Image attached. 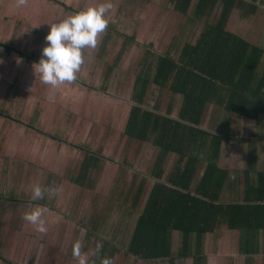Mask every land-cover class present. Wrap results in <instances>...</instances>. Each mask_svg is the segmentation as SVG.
<instances>
[{
  "label": "rangeland",
  "instance_id": "374dc122",
  "mask_svg": "<svg viewBox=\"0 0 264 264\" xmlns=\"http://www.w3.org/2000/svg\"><path fill=\"white\" fill-rule=\"evenodd\" d=\"M148 1L155 5L161 3L157 0H111L113 7L108 12L109 23L105 30L98 34L96 46L83 50V63L74 81H65L53 88L37 77L34 85L38 87V90L35 92L41 93V95L31 96L29 94L27 96L25 87L22 94L20 90L13 91L19 96L21 103L19 104L17 96L16 102H14L16 109L13 112L18 115L19 111L20 113L23 111V123L19 124L20 130L18 126L7 130V132L0 129V149L1 151L5 149L7 158L5 164L2 159V166H0L2 179L0 193L3 195L0 198V241L4 243L0 246L2 251L16 238L18 240V237L24 232L23 239L32 233L35 234L33 238H36V244L32 246L39 248V252L41 249L43 258L44 256L48 257L45 253L46 250L48 251L50 257L47 260L48 264H60L62 259H65L64 254L69 253V249L72 250L73 243L77 240L81 243L84 239L86 250L88 252L93 250L95 253L93 256L88 253L84 254L88 263L96 261L97 264H100L101 258L109 257L113 264H132L129 262L131 256L128 258L125 250H127L129 239L133 235L134 230L132 228L136 216L131 210L132 202L135 199L132 194L133 183L142 178L141 170L147 172L153 167V162H155L160 150L157 147L154 152L149 143L144 142L143 144L139 140L132 141L133 138L126 135L125 129L128 121L125 110L129 106L128 103L132 101L130 96L133 83L138 73H144V69L149 67L147 64L149 63L147 60L150 61L148 47L151 45L155 50L159 51L160 49L151 42H155L156 38L160 36L163 37L165 30L163 22L165 20V8L160 11V15L163 17L161 20L159 11L155 7L149 9V12L147 9L143 11V5ZM262 1L264 0H256L255 3ZM50 2L55 7L53 14L58 17L57 21L54 20L49 24L58 22L59 16L66 17L80 9L104 2V0H54ZM259 10L260 12L255 16L254 22L256 23L249 19V22L240 25L243 29L239 32L246 34L249 39H253L255 34L244 33V28L246 27V31L249 32L251 29L247 27L248 23L253 22L251 25L257 23L259 26L262 25L264 6H261ZM140 13L143 14V17ZM167 13L168 10H166V15ZM175 21L177 22L173 23L171 28L174 26L177 33L184 31L189 35L187 25L190 27L192 25L186 22L187 27L181 29L180 24L184 22L181 23L182 21L177 19ZM231 27L232 25H230ZM48 28L49 26H47ZM232 28L234 29L236 26ZM47 29L42 32V36H46ZM119 32L125 36H120ZM127 35L131 39L134 38V41L126 38ZM180 36L182 35L178 33V37ZM254 39L264 43V38ZM170 41L171 38L165 40V42ZM39 43V46H36L37 52H34L40 59L42 48L47 42L44 43L43 40ZM164 45L167 44L164 43ZM20 46L22 47L23 44ZM34 48L33 50H35ZM123 49L125 53L122 51ZM33 56L35 57V55ZM117 56L119 57L118 66L112 65L111 73L113 74L109 75L110 78H108L106 77L108 68ZM149 91L152 95L149 97L151 101L147 106L154 105L158 95L162 99L166 96V101H169L171 97H176V93L169 88L164 89L156 84H151ZM44 97L47 98L42 100ZM50 99L54 103H48ZM32 102L34 103L32 104ZM114 102H117V107L121 108L116 114L111 112ZM45 104H48V112L56 117L57 124L56 126L53 125L52 129H48L38 120L41 118L38 109H45ZM34 107L36 108L35 114L32 110ZM100 109H103V115ZM216 114L217 119H221L223 127L214 128L213 119L211 122L205 120L206 126L211 129H219L222 132L227 128L232 131L238 130V133L243 135L245 139L252 137L254 134L251 132L255 131V134L260 137L257 143L260 141L262 144L257 153H262L260 156L264 158V117L260 121L251 122L247 128L242 121H252L253 119L240 116L232 111H226L222 107H218ZM30 122L32 127L33 124L43 125L41 132L44 135L43 139H46L47 142L36 141L37 135L34 132V127H30ZM19 131L24 135L23 140H21L23 154L21 156L18 154L14 159L15 153L11 149L14 150L20 145ZM53 135L57 137L55 140H58L59 136L64 137V142L71 146V150L69 146L67 147L70 152L67 149H60L59 152L52 149L47 159L44 160L42 156L38 161L35 160L36 158L30 155L29 148L44 150L45 147H49L48 139L53 138ZM59 140L63 142L62 139ZM231 143L233 144L230 147L232 155H235L236 158L247 157L248 144L246 141L242 145L236 141ZM89 150L92 154L100 155L101 160L100 165L91 175H88L87 183L83 185L80 181L75 182L74 179L76 180L81 175V167ZM66 152L67 154L64 155ZM42 153L43 151H38L36 157H40ZM177 157L178 155L175 154L169 158L172 162L170 169L175 165L174 162ZM51 161L53 165H47V162L51 164ZM127 161L132 164V170L127 169L130 166H126ZM25 178L29 180L28 183ZM16 180L20 181L18 185L14 183ZM37 183L42 187L52 189L59 186V191L46 192L43 199L32 201V187ZM36 203L43 207L42 218L47 226V231L43 233L36 229L31 230L28 227H31V224L23 218L24 212L29 211L32 205ZM95 222L99 224L96 231L91 229L92 227L88 228L90 225L87 224L91 223L95 227ZM178 233L182 234L181 231ZM28 237L26 240H29ZM90 242L91 244H89ZM94 242H96V246L92 245ZM55 248H58L57 252L54 251ZM82 248L84 247L81 246ZM54 252L57 254L56 256H54ZM133 264H143V262L138 260ZM158 264H170V262ZM191 264L193 263L191 262Z\"/></svg>",
  "mask_w": 264,
  "mask_h": 264
},
{
  "label": "trees",
  "instance_id": "16d2710c",
  "mask_svg": "<svg viewBox=\"0 0 264 264\" xmlns=\"http://www.w3.org/2000/svg\"><path fill=\"white\" fill-rule=\"evenodd\" d=\"M174 1L175 9L187 14L194 0ZM255 2L200 0L199 15L206 17L217 8L222 11L219 20L206 21L197 42H187L179 54H174L173 49L164 53L148 49L152 60H147L149 67L137 76L133 95L136 103L126 126L129 137L149 140L160 147L155 171L158 181L127 249L139 259H170L175 264L172 230L183 232L181 255L187 257L194 233L238 228L250 244L254 234L264 228V171L258 172L256 185L248 183L251 187L242 200H221L227 174L219 164L222 147L230 140L242 144L245 138L235 131L217 133L202 125L210 102L251 119L264 113V48L226 29L234 8L245 16L253 15L258 9ZM151 83L184 96L180 118L171 115V108L161 112V99L147 106ZM254 139H249L251 145ZM250 151L249 159L253 161L254 148ZM172 152L178 155L177 164L165 173L164 162ZM100 160V155L89 150L75 181L83 183ZM204 160L207 165L197 181ZM242 250L251 251L244 245Z\"/></svg>",
  "mask_w": 264,
  "mask_h": 264
},
{
  "label": "crops",
  "instance_id": "0c3cea01",
  "mask_svg": "<svg viewBox=\"0 0 264 264\" xmlns=\"http://www.w3.org/2000/svg\"><path fill=\"white\" fill-rule=\"evenodd\" d=\"M50 1L53 2L54 0H50ZM50 1L49 0H0V58H2V62H0V129L5 130L6 132L7 130H10L11 128H16V126H18L19 127L18 129L20 130L19 124L23 123L22 121L23 111L22 113H20L19 111L18 115L15 114V112H13L16 109L14 102H16V98L18 96L13 91L20 90L22 94L23 89L25 87V94H27V96L29 94H31V96H37L39 94L41 95V93L35 92V90H38L37 89L38 87L35 86L34 84H36L35 80L38 79L37 77H39V74L37 73V76L34 78L35 73L33 70V63L39 60L37 53H35L37 52L36 46L37 45L39 46L40 41L44 40V43L46 41L45 37L42 36V32L47 29V26H49V28L47 29V31L49 32L50 30V25H48L49 22H52L54 20L57 21L58 16L56 17V15L53 14L55 7L51 4ZM157 1L161 3H158L157 5H155V4H152L150 1H148V2H145V4L143 5V11L144 9H147V11L149 12V9L155 7L159 11L158 12L159 15H160V11L163 8H165V15H164L165 20H163V17H161L162 15H160L161 20H163L165 24V30L162 35L163 37L160 36L156 38L155 42H151V44L154 43V46L156 45L160 47L159 51L152 48V52L154 53H164L168 51L169 49H173L174 54H179L183 46L187 42H197L202 32L204 31L206 21L213 23L216 20H219L221 16V11H222L221 8H217L215 11H213V14L211 15L207 14L206 17L201 16L198 14V5H199L200 0H194L190 11L187 14H185L175 9L177 1H174V0H163V2L162 0H157ZM256 4L258 5V9L256 13L253 15H249V16L247 15L245 16L243 11L237 8H234L228 17L226 29L229 32L234 33L240 36L241 38L247 40L248 42H252L264 48L263 42H258L257 40L254 39V38H259V39L264 38V22H263L264 20L262 21L261 26H259L258 23L256 25H251L255 21L256 14L260 12L259 10L260 7L264 6V1H262L261 3L257 2ZM166 10H168L167 15H166ZM63 11L64 9L62 10V12ZM140 15L143 17L142 13H140ZM63 18H64L63 15L59 16V20ZM175 19H177L180 22L182 21L181 23L183 22L185 23V25L184 23L180 24L181 29L186 28L188 26L187 30L189 31V35H187V33H184V31H178V33L182 35L178 37V33L175 31L174 26L173 28H171V25L177 22L175 21ZM249 19L253 21L251 24L248 23V26H247L251 30L248 32L246 31L245 29L246 27H245L244 33L247 32L249 35L251 33L255 34V37L253 39H249V37L246 34L239 32V30L243 29V27L240 26L241 23L249 22ZM142 21H144V19H142ZM186 22L191 24L192 26L191 27L189 25L186 26ZM176 25L178 26V24ZM230 25H232V27L236 26V28L234 29L232 27L230 28ZM119 35L125 36L124 34H121L120 32H119ZM126 38L134 41V38L131 39L130 37H128V35ZM169 38H171V41L165 42V40L167 39L169 40ZM164 43L167 45H164ZM20 44L21 45L23 44V46L21 47ZM177 46H178V49H177ZM149 47L151 48V45ZM33 48L35 50H33ZM122 51H124L125 53L124 49ZM148 53H149L148 56L151 61L152 60L151 52L148 51ZM33 55H35V57ZM119 57L117 56L113 64L112 63L110 64L106 77L113 74L111 73L113 69L112 65L114 67L118 66ZM17 58H19V62ZM124 58H125V54H124ZM147 64L150 65L149 63ZM135 83H136V80L133 83L132 94L130 96L132 98V101L128 103L129 106L125 110L126 111L125 114L128 118L131 114L134 104L136 103V101L133 98ZM151 84H156V83H151ZM149 92L150 91L148 90V94L146 98V100L148 99L147 102L149 101L148 103H150L151 99L149 97H151L152 95ZM181 96H182L181 93H176V97H171L169 101H166V96L162 99L161 96L158 95V99L155 100L154 104L156 103V101L161 99V112L167 113L169 109L171 108V113H172L171 115L174 117L180 118V111H181L183 101H184V96L183 97ZM45 98L47 97H44L42 100H44ZM105 98L107 99V97ZM178 98H182V99L179 100ZM18 99H19V96L17 100ZM33 103L34 102H32V104ZM48 103L52 104L54 103V101L50 99ZM19 104H21L20 99H19ZM116 104L117 102H114V106L112 105V108H111V112L114 114L118 113L119 110L121 109L119 106L117 107ZM45 106H46L45 109L44 108L38 109L41 115V118L38 120L40 121V123L44 124L48 129H52L53 125L56 126L57 124L55 121L56 117L55 115H51V112H48V108H47L48 104H45ZM218 107L220 106H218L216 103H213V102H210L207 105L205 114L203 117L202 125L205 128L213 132H217V133H226L228 131H232L229 128L225 129L224 132L219 131V129L217 130L214 129L216 127H219V128L223 127V124L221 123V119L219 120L217 119L216 110H218ZM35 109H36L35 107L34 109H32L34 114H35ZM100 110L102 111L101 113L103 115V109H100ZM63 115L64 114L62 112V116ZM262 117H264V113H261L258 119H253L252 121L247 120V121H242V122L245 123V127L249 128V124L251 122L260 121ZM212 119H213L212 125L214 126V128H212L213 130L210 127L206 126V121L211 122ZM30 124H31L30 126L31 128L34 127V132L37 135V137H35L36 141L38 142L40 141L43 143L45 141L47 142L46 139H43L44 135H43V132H41L43 125L39 126V125L33 124V127H32L31 122ZM4 127H6V129H4ZM235 132H239V131L237 130ZM251 133L254 135H252V137L250 138H255V139H254L253 145L249 143L250 138L245 139L246 143L248 144L247 145V149H248L247 157L236 158L235 155L231 154L232 152H230V147L231 145H233L231 143L233 140L226 142L222 147L221 156L219 158V164L227 170L225 184H224L223 192L221 194L222 201L228 202V201H235L236 199L242 200L247 195V192H249V189L251 187L250 184L254 186L258 183L259 177H260L258 172L264 171V158L260 156L262 155V153L260 152H259L260 154L257 153L258 150L260 149V146H262L260 141L257 143V140H259L260 137H258V135L255 134V131H252ZM23 136L24 135L19 131L20 145L19 147H15L14 150L11 149V151L15 153L14 159L16 158L18 154L20 156L23 154L22 153L23 148L21 147V140H23ZM263 137H264V134H263ZM55 138H57L56 135H53V138L48 139V143H50L48 145L49 147L47 148L45 147L44 150H40L38 148H29L30 155H33L36 158L35 160L38 161L39 159H41L42 156L44 160L45 158L47 159L49 154H51L52 149L53 150L55 149V151L58 150L59 152L60 149L62 150L67 149V147L69 146V149L71 150V146L67 144V142H64V137L59 136V139H62L63 142H61L59 139H58L59 141L55 140ZM135 140H139V142L141 141L140 143H143V144L144 142L149 143L150 145H152V148H153L152 151L154 152L157 150V147H159L156 144H154V142L151 143L149 140H141L138 138H133L132 141H135ZM238 144L242 145L241 143H238ZM228 147H229V150H228ZM252 148H254V151H255L254 153L256 154V158L255 160L250 161L249 156L251 154L250 150ZM49 149H51V151H49ZM69 149L67 150L69 151ZM2 150L3 151H1L0 149L1 151L0 152V166H2L1 164L2 159H3L2 161L3 163L6 162L7 160L5 149H2ZM38 151H41V152L43 151V153L40 157L37 156L38 157L37 158L36 154L38 153ZM66 154L67 152L64 153V155ZM175 154H176L175 152H172V154L170 153L168 155V158L164 162L165 173L166 172L170 173L172 169L175 167V165L177 164L178 157L176 161L174 162L175 165L173 166L172 169H170V165L172 162L169 158L171 156H175ZM159 155H160V150L158 151L155 162H153V165H152L153 167L149 169V171L147 172H143L141 170L140 174H142V178H140L137 182H134L137 184L133 183V193L132 194L134 195L135 199L132 202L131 210H132L133 215H136L135 224L132 228L134 230L133 235H134L138 220L145 211V208H146L148 199L150 197V194L153 190V187L155 183L158 181L155 171H156V165L158 163ZM47 165H53L52 161H51V164L47 162ZM206 165H207V162L204 160L200 167V171L197 176V181L200 180L202 176V172L205 170ZM126 166H129L127 167L128 170L133 169L131 168L132 164H130L129 162L126 164ZM95 169L90 171L89 175H91V173ZM25 180L28 183L29 180H27L26 178ZM1 181L2 179L0 177V182ZM14 183L18 185L20 181L16 180L14 181ZM85 183H87L86 180L82 184L85 185ZM2 197L3 195H1L0 193V198ZM2 225H5V224H2ZM87 225H90L88 226V228L92 227L91 229L96 231L98 228L96 226L99 224L98 222H95V227L92 226V223L87 224ZM28 227L31 230L36 229L35 226H32V224H31V227L30 226ZM0 228H1V221H0ZM178 232H180V230H172V245H173V253H174L173 257L175 258V264H191V262L193 264L194 263L195 264H264V228L259 229L256 232V234H254L255 238L253 239V241H249L250 244H248L247 240L244 241L243 231H241L238 228H221L218 231L207 232L203 235H198L197 233H194L192 234L191 239H190V254L187 257H182L181 255L183 243H184V234L182 231H181L182 234ZM33 235L35 234L32 233L29 237L25 235L26 237L29 238V240H26V237L23 239V236H24V232H23L21 236L18 237V240L16 238L13 242L9 243L5 250L3 249L2 251L0 249V264H48L47 260L50 259L48 251L47 250L45 251L48 257L44 256L43 258V256H41L42 255L41 249L39 252V248L37 247L35 248L34 246H32L36 244V240H35L36 238L34 239ZM133 235L129 239V245L133 238ZM32 240L33 242H31ZM67 241L69 242V240ZM84 241L85 239L83 240V242H81V246L84 247L82 248L83 250L81 249L82 255H84L85 253H88L90 256L95 255L93 250L89 252L86 250L85 248L86 242ZM243 241H244V244H243ZM95 243L96 242H94L92 245L96 246ZM89 244H91V242ZM1 245H4V243L0 241V246ZM129 245L126 247V249H128ZM179 245H180V248H179ZM243 245L246 246L251 251L249 253L243 252L242 250ZM57 250L58 248L54 249V251L56 252ZM69 250H70L69 253L64 254L65 259H62V262L60 264H68V263L78 264L77 260L74 259L73 256L71 255L72 250L71 249ZM125 251L127 252V250ZM56 255L57 254L54 252V256ZM127 257L130 258L129 262H131L132 264L133 262H136L138 260L143 262V264H158V263L166 262V261L170 262L171 264L170 259H165V260L157 259V260L146 261V260L139 259L135 255H133V253H128V252H127ZM87 264H97V263L96 261L92 263H88L87 261Z\"/></svg>",
  "mask_w": 264,
  "mask_h": 264
},
{
  "label": "clouds",
  "instance_id": "9594fccd",
  "mask_svg": "<svg viewBox=\"0 0 264 264\" xmlns=\"http://www.w3.org/2000/svg\"><path fill=\"white\" fill-rule=\"evenodd\" d=\"M112 7L111 0H104L49 24L50 30L45 36L47 43L42 48L40 59L33 63L35 76L38 73L39 79L53 88L65 81H74L83 63V50L96 46L98 34L109 23L108 12ZM17 60L19 62V58ZM50 191H59V186L52 189L34 184L31 200L39 201ZM42 213L43 207L36 203L29 211L24 212L23 218L43 233L47 231V226ZM72 256L78 264H87L86 257L81 253L79 240L72 245ZM100 264H113V261L109 257H103Z\"/></svg>",
  "mask_w": 264,
  "mask_h": 264
}]
</instances>
